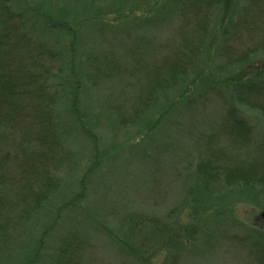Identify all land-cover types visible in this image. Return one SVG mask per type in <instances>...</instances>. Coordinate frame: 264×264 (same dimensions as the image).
Instances as JSON below:
<instances>
[{"label": "rangeland", "instance_id": "374dc122", "mask_svg": "<svg viewBox=\"0 0 264 264\" xmlns=\"http://www.w3.org/2000/svg\"><path fill=\"white\" fill-rule=\"evenodd\" d=\"M0 42L43 78L0 126V264H264V196L200 173L258 163L264 0H0Z\"/></svg>", "mask_w": 264, "mask_h": 264}, {"label": "trees", "instance_id": "16d2710c", "mask_svg": "<svg viewBox=\"0 0 264 264\" xmlns=\"http://www.w3.org/2000/svg\"><path fill=\"white\" fill-rule=\"evenodd\" d=\"M208 2L212 3V2H216V0H208ZM3 11H7V8H5V10ZM5 42L6 44H8L7 39L5 40ZM3 46H5L4 43L0 42V49H2ZM10 61L11 60L9 59L8 54L1 50L0 51V126L2 124H6L13 129L16 127V125L12 123L11 119H14L16 115H19V117L21 116L22 108H20V103L23 101L22 97L26 96V94L31 93L33 88L32 85L35 86L37 84L34 78H36L37 81L43 78L42 76L40 77L39 75H37V77H33V75L30 74V71L28 72V69H24L23 65L19 66L17 63H12ZM15 65L17 67L11 70V68ZM41 84L42 82L39 83V85ZM38 88H40V86ZM236 90L238 96H242L246 99L241 98L236 100L235 102H238L239 104L247 106L254 110L259 109L264 114V87H261L256 82L251 81L246 84L238 85L236 87ZM39 96H43V95H39ZM260 96L263 99L262 98L257 99V97ZM35 97L37 98V96ZM254 99H256L257 101ZM229 112L230 114L228 120H232V121L234 120V123H232L231 125H226L224 130L226 129V131H228L229 136L232 138V142L237 145L238 141L248 140V139L253 140L254 137L251 136L255 135L256 133H254L251 130L252 128L250 126L246 125L244 118L240 116L241 114L239 113V111H237V108L230 107ZM12 115L13 117L11 118ZM259 137H262V139L260 140L261 143H263V145H258L261 146L260 149L262 148V151L259 153V156L256 157L258 149H256L255 151H248V154L250 153L254 157L262 159V161L258 159V163L253 164L252 167H250L251 169L249 170L245 168H236L235 174H231V172L230 173L228 172V170H230L232 166H235L234 164H231L229 166H226L224 164L225 166H220V168H215L213 164L209 163L206 164V166H204V169L200 170V173L204 175L203 179L210 182V180L216 181L222 177L219 180V182L221 183H227L230 186H243L251 190H254L257 193L264 196V134L260 135ZM31 157H29V155L27 154L25 159L27 160L26 161L27 163H29L30 159H33L34 161L35 160L38 161L40 159V156L38 158H31ZM243 164L248 166L245 162ZM29 170H34V167L29 166L26 172H28ZM218 172L221 174H218ZM222 174H224L225 176ZM34 202L39 203L40 200L36 199Z\"/></svg>", "mask_w": 264, "mask_h": 264}]
</instances>
